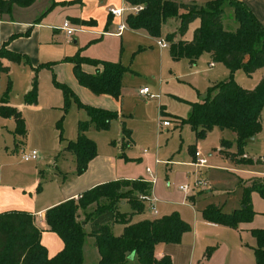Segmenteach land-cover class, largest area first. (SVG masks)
Returning <instances> with one entry per match:
<instances>
[{"label": "rangeland", "instance_id": "1", "mask_svg": "<svg viewBox=\"0 0 264 264\" xmlns=\"http://www.w3.org/2000/svg\"><path fill=\"white\" fill-rule=\"evenodd\" d=\"M169 1L203 3L207 0ZM86 3L82 10L76 6L66 10L56 9L53 11L54 13L49 16L52 26L60 28L64 22L65 14L78 17L84 12V16H90L96 20L100 33H102L104 32L105 17L109 10L119 8L122 0H89ZM223 11L224 28L233 30L235 23L233 10L225 4ZM197 26V22L189 26L185 39L190 40L193 37L194 29ZM74 35V38L64 37L63 40H56V54L54 55L56 58L60 56L63 58L80 50L81 56L99 61L120 63L129 69L121 80V111L125 116H130L125 121L126 126L133 131L134 144L129 151L138 161L134 162L132 171L134 176H140L143 173L146 174L145 169L148 168L151 176L147 174L146 176L151 181L154 178L153 186H155L159 201V204L156 205L158 213L169 215L176 212L189 225L190 232L183 234L181 238V253L189 252L194 243L193 230L195 224L199 225L202 220L201 211L204 206L213 204L225 213H232L242 206L244 197L242 181L258 177L259 172L255 170L257 168H250V170L246 166L247 162L242 166L237 165L234 160L226 159L219 154L216 149L222 137L217 128L208 132L202 139H196L191 127L185 123L180 128H174L171 125L169 128L161 129L158 110L161 106L167 114L182 120L187 119L190 114V104L202 102L209 86L228 78L229 74L226 68L221 63H216L214 68L209 69L208 64L211 59L207 53L200 56L195 66H192L186 59L173 62L167 50L159 53L155 42L152 43L143 34L132 31H126L121 38L114 35H103L100 41L89 45L86 43L93 36L88 32L75 33ZM74 39L77 42L75 44L73 43ZM48 66H52V69L44 67L39 69L38 67L39 70L35 72L29 66L14 65L8 76L0 75V95L6 91L10 80L9 104L21 110L26 131L25 136L16 134L14 120L0 117V196L9 191L8 195L10 196L22 194L23 197L33 200L32 193L28 192L32 186L36 190L38 186L41 187L37 195L47 194L60 188L61 185H69L68 183H72L73 180L80 177L76 174L75 158L63 150L69 142L76 140L77 123L84 121L87 114L84 109L78 108L74 99H71L69 105L64 109L63 93L56 87L54 81L67 86L75 94L77 100L84 105L108 111L115 110L92 105V103L98 102L99 104L100 101H103L105 106L115 108L110 98L93 96L89 90L79 86L69 65L61 66L54 63ZM86 69L90 68L86 67ZM261 72L262 70H259L256 74L248 76L241 69L234 74V80L242 88L254 89L258 84ZM34 78H36V102L25 104L24 95ZM68 83L74 85L79 93ZM140 88H147L154 98L140 97L138 95ZM113 125L115 128H111L107 132L104 131V133L98 132L94 128L85 133V136L96 145V157L91 164L93 177L100 176V155L102 156L108 147H113V142L119 141L120 132L117 121L114 120ZM166 129L167 133L164 132ZM225 137L228 140L233 139V135L229 131L226 132ZM262 141L263 137L260 136L256 143L247 144L245 152L243 151L241 155L233 153L232 156L239 157L243 161L252 159L255 162L254 149L259 148L264 152V142ZM195 146L208 159L209 170L202 171L201 175L208 181L210 190L193 192L197 197L203 198L193 206L187 201V194L181 190V187L185 183H193L199 174V171L190 165L192 162L191 152ZM32 150L37 152L38 160L36 162L22 161V155ZM243 154H247L248 159L243 157ZM208 155L210 156L208 157ZM167 162L173 164L171 170L167 168ZM260 169L258 170L264 172V169ZM257 184L264 185V179L262 182L259 180L247 182L248 187ZM123 191H129V188L123 189ZM9 203L6 197L2 206L8 208ZM249 203L255 214L248 224L255 220V223L257 221L263 226L264 199L257 192L251 191ZM13 205L11 203V206ZM146 208L148 209V204L144 203V209ZM94 209L95 206H92L85 213L81 211L79 219L84 220L85 214L91 213ZM117 212L129 218L131 214L129 204L121 206L119 203ZM132 220L137 221L138 219L133 218ZM108 228L114 236H120L123 232V226L119 223H111ZM196 230L198 238L195 244L205 245V249L209 247L208 249L211 251L219 246V255L221 257L224 255L223 264H248L249 262L255 264L253 257L255 241L251 233L244 232L240 238L236 237L234 242H230L227 237L200 225ZM238 247L244 249L243 253L238 251ZM93 249V240L87 236L83 244V264H97V256ZM227 249L230 251L228 256H226ZM245 253L251 254L249 261H247Z\"/></svg>", "mask_w": 264, "mask_h": 264}, {"label": "trees", "instance_id": "2", "mask_svg": "<svg viewBox=\"0 0 264 264\" xmlns=\"http://www.w3.org/2000/svg\"><path fill=\"white\" fill-rule=\"evenodd\" d=\"M37 0H0V15L10 14L14 6L28 8ZM131 5L144 8L137 15H129L126 25L131 30H143L152 38L162 36V27L170 20L178 21L176 32L167 34L169 54L173 61L186 59L195 64L204 53L210 54L213 63H221L228 70V78L210 86L202 102L190 104L187 119L196 139H202L214 128L229 131L234 137L236 155H241L247 145L246 140L255 138L261 129V114L264 109V27L242 2L237 0H212L204 5L177 3L169 0H126ZM233 9L234 20L238 27L235 32L223 29V6ZM198 20L199 25L190 41L183 37L188 27ZM179 37V39H175ZM0 58L12 63H20L21 57L3 47ZM72 64V72L78 84L95 96H108L115 101L121 100V80L129 71L120 63L99 61L80 56L66 58ZM82 65L95 67L94 73H87ZM243 70L251 76L263 70V76L252 89L240 87L234 74ZM0 72L7 68L0 66ZM36 78L31 89L24 95L25 104H34L37 98ZM64 96V109L74 99L78 108L84 109L87 120L77 123V137L69 142L64 152L75 158L76 174H83L89 163L96 157V145L85 136L92 126L98 132L108 131L112 121L121 118L118 111H108L80 103L75 94L65 85L54 81ZM10 81L6 91L0 96V117L15 122V133L25 136V124L21 112L8 105ZM121 146L131 144V131L122 122ZM225 150L231 142L221 141ZM224 152V151H223ZM225 153V152H224ZM249 162L239 160V162ZM152 184L143 181L107 182L85 191L77 200L60 203L45 212L47 230L57 234L63 242V249L54 257L47 256L40 243L42 231L36 226L34 216L23 211L0 213V264H83V244L87 236L94 238L99 254L97 264H171L169 257L160 260L155 257L158 244H179L183 234L190 231L189 225L173 212L167 216L130 223V218L144 211V202L139 196L147 195ZM129 188L124 192L123 189ZM242 206L232 213H225L213 205L207 206L202 218L212 224L237 229L240 224L249 223L254 211L249 203V193L255 191L264 199V185L244 187ZM126 200L131 214L128 218L117 212V205ZM95 209L79 219V212L85 213L90 207ZM82 222L90 225L86 233ZM111 223L122 224L123 232L114 236L108 228ZM255 240L253 255L255 264H264V229L250 231ZM207 249L204 257H210ZM133 258L130 259V256Z\"/></svg>", "mask_w": 264, "mask_h": 264}, {"label": "crops", "instance_id": "3", "mask_svg": "<svg viewBox=\"0 0 264 264\" xmlns=\"http://www.w3.org/2000/svg\"><path fill=\"white\" fill-rule=\"evenodd\" d=\"M87 1H89V0H37L32 6H30L28 8H19V7L14 6L12 8L10 14L0 15V50L3 47H5L6 50H8L12 53H15L21 57L20 63H12V62L7 61L4 58H0V66L3 68H7V72H0V75L6 74L8 76V74L11 71V67L14 65L29 66L33 71L35 70V72H36L40 68H43V67L47 68V69H52V66L49 67L48 65L58 63L61 66L62 65H69V67H71V70H72V67H73L72 64L69 62H66L65 59L73 57L75 54L79 53L80 50H77V53L75 52L74 54H71L69 56H64L63 58H61L62 56L56 58L54 55L56 54V50H55V45L57 43L56 40H59V39L63 40L64 37L65 38H74L75 33H84V32L87 33L88 32V34L92 35L93 37L91 39H89V41L86 43V45H89L91 43L100 41L102 39L103 35H106V36L107 35H114L116 37L121 38V37H123V35L125 34L126 31H132L135 33L143 34L144 36L149 38L152 43L155 42V45L158 48L159 53H161L163 50H167L169 52V48H164V49L160 48L157 45V41L158 40L165 41V39L163 38V36L165 34L177 31L178 26H179V22L174 21V20H170L166 25H164L162 27V36L158 39L150 37L143 30H131V29H129L126 25V18H127V16L130 15L128 12H124V14L121 18L114 17L110 14V12H108V14L105 17V24L103 26L104 32H102V33H100V29L97 26L96 20H94L90 16H84V12L78 17L69 16V15L65 14L63 24L65 22H68L69 27L76 30L70 36H67L66 33L62 30L63 24L61 25L60 28H55L52 26V23L49 19V16H51L54 13L53 11H55L56 9L66 10V9H69L71 7H76V6H79L82 10V9H84L85 5L87 4L86 3ZM209 1H212V0H207L206 2H203V3L197 2V1H191L189 3H195L197 5H204L205 3L209 2ZM237 1H240L244 5H246V7L251 11V13L256 17V19L264 27V0H237ZM177 3H179V2H177ZM184 4H186V3H184ZM226 5H228V4H226ZM130 6H134V5L129 4L126 0H122L121 6L117 9L130 7ZM230 8L232 9V7H230ZM195 22H197L199 25L198 20L194 21L193 23H195ZM115 23H116V25H115ZM122 23L125 24V28L122 32H120L118 34V27ZM114 25H115V27H114ZM222 27L227 32H235L238 25L235 22L233 30H226L224 28V18H223ZM170 29H171V31H170ZM95 36H97V37H95ZM175 39L177 40V39H179V37H176ZM183 40L184 41H190V40L185 39V36L183 37ZM73 43L74 44L77 43L75 39L73 40ZM150 48H152V46H150ZM79 54H82V52ZM207 55L211 59L210 54H207ZM82 57L89 58L86 56H82ZM89 59H92V58H89ZM198 60L196 61L195 64H191V65L195 66L197 64ZM173 62H178V61H173ZM214 64H216V63H213L212 59H211V62L208 64L209 69L214 68ZM85 66L89 67L90 69L87 70ZM38 67H39V69H38ZM82 69L85 72L92 74L95 72L96 68L93 66H89V65L88 66L82 65ZM227 72H228V70H227ZM257 72H255L254 74H256ZM72 74H73V72H72ZM262 76H263V70L260 74L258 83L261 80ZM30 83L31 84H29V86L27 87V92H29L31 89L32 82H30ZM68 84L77 93H79V90L77 88H74V85H72L70 83H68ZM10 85H11V81H10ZM140 89H142V88H140ZM248 90H252V89H248ZM93 96H95V95H93ZM139 96L146 98V99L147 98L151 99V98H149L150 92H149L148 96H141V95H139ZM96 97L110 98V97L105 96V95L96 96ZM110 99L113 101L115 108L105 106L102 103L103 101H100L99 104H98V102L92 103V105L97 106V107H105L106 109H109V110L115 109L114 111H118L121 115V118L115 120V121H117V124L119 127V132H120L119 138H118L119 141L117 143L113 142L112 143L113 147H108L105 150V152L103 153V155L102 156L100 155V176L93 177V175H91V164L93 163V160H94L93 159L89 163L86 172L84 174L80 175V177H77V179L73 180L74 184H72L73 182L72 183L70 182V183H68L69 185H67V186L61 185L60 188L52 191V193H47V194L41 193V194L37 195L40 192L41 187L38 186V188L36 190V188H33L34 186H32L29 188L28 192L32 193L33 200H31L30 198L27 199V198L23 197L22 194L21 195L20 194L19 195H11L12 196L11 197L10 195H8L9 191H6L5 194L2 193V195L0 196V213L7 212V211H23V212H28L34 216L36 226L42 231L41 236H40V243L46 249L47 256L49 258L54 257L56 254H58L63 249V242L57 234L47 230V226L45 224V212H46V210H48L49 208H52V207H54L60 203L68 201V200H72V199L77 200L85 191L92 189L97 185L104 184L107 182L143 181L146 183H150V179H149V177L146 176V174L151 176V174H150L151 172L150 173L146 172V174L145 173L141 174L143 176H141V175L140 176H134L133 171H132V166H133L134 162H136L138 160L135 157H133V155H131L130 151H129L134 144V140L132 137L133 131L126 126L125 119L130 117V116H125L121 111L122 95H121V100L119 102L115 101L112 98H110ZM8 105L11 106L9 104V100H8ZM11 107H13V106H11ZM17 110H19L21 112L20 109H17ZM158 113H159V121L160 120L169 121L170 124L173 125L174 128H180L183 125L180 122L179 118H176L172 115L167 114L161 106L159 107ZM158 113H157V116H158ZM86 118L87 117H85V120H87ZM122 122H124L125 127L131 131V144L129 147H126L124 149L121 146ZM171 125L168 127L160 126V128L161 129L162 128H164V129L169 128V127H171ZM92 128L93 127L91 126L88 130L90 131ZM111 128H115V126L113 125V121H112L109 129H111ZM105 132H107V131H105ZM164 132L167 133L168 130L166 129ZM226 132H228V131H220L221 137H222L221 141L222 140L230 141L232 145H230V147H228L224 150L221 147V145H220L221 142H220V144L216 150L219 152L220 155H222L226 159L234 160L236 162L235 164L242 166L243 162H241V161L239 162L240 158L239 157L237 158L236 156H232V154L233 153L235 154V152H236L235 145L233 144L235 141V137L231 133L233 135V139L228 140L225 137ZM102 133H104V132H102ZM260 136L263 137L262 142H264V109H263L262 114H261V129H260V132L257 134V136L254 138L253 143H256L258 141V139L260 138ZM253 143H250V144H253ZM245 149H246V147H244V149H243L244 152H245ZM196 150H199V149L195 146L191 152L192 160H193V154ZM254 152H255V158H254L255 162L252 161V159H251V161H249V163H247L246 166L249 169L250 168H257L255 170L259 172L257 174L258 177H256V178L254 177L253 179H250L248 181H242L243 188L248 187L247 182H249V181L259 180L262 182V179H264V172L258 170L259 168L264 169V152H262V150H260L259 148H257V149L255 148ZM243 155H244L243 157L248 159L247 154H243ZM209 156L210 155H208V157ZM231 157H233V158H231ZM37 160H38V158H37ZM36 161H32V162H36ZM167 166H168L167 168L169 170H171L173 164H168ZM146 169H148V168H146ZM146 169H145V171H146ZM207 170H209V167L206 169H203L202 171H207ZM202 171H201V173H202ZM252 171H254V170H252ZM150 194L152 195V197H154L156 199V205L159 204V201H158L157 195H156V189H155V186H153V185L151 187ZM39 196H41V197H39ZM6 197H7V201L10 202L8 208L2 206ZM186 199H187V201H189L194 206V204L196 202L201 201L203 198L201 199V198L197 197L196 194L191 193V194L186 195ZM11 203L14 205L11 206ZM127 204L128 203L126 200H122L120 202L121 206H125ZM209 205H213V204L205 205L204 208L202 209V211ZM189 206L193 208V206H191L190 204H189ZM213 206H215V205H213ZM216 207H218V206H216ZM156 209H157V207H156ZM80 212H79V218H80ZM167 215L168 214H159L158 210H157V215H153L152 212L146 208V209H144V211L141 214H137V215L132 216L130 218V223H136V222L146 220V219L160 218V217L167 216ZM133 218H137L138 220L133 221L132 220ZM199 225L202 227H205L208 230H214L215 232L219 233L221 236L227 237L230 242L231 241L234 242L236 240V237L240 238V236L244 232L250 233V231L253 229L264 228V225L262 226V223L258 224L257 221L255 223V220L251 224H248V223L240 224L237 229L225 227L222 225L208 223L203 218H202L201 222L199 223ZM199 225L195 224V227L193 230V241H194V243H193L192 248L189 250V252L186 251L185 253H181V248H182L181 241L179 244H158L155 247L156 259L160 260L163 257L167 256L170 258L171 264H223L224 255L222 257H221V255H219L220 254L219 253V248H220L219 246H218V248L216 247V249L211 251L210 257L206 259L204 257V255H205V253L209 247L207 249H205V245L200 246V245L195 244L197 241V238H198V232L196 229H197V226H199ZM84 230L86 233H89L90 232V225L85 224ZM189 232H187V233H189ZM89 238H91L93 240V247H94L93 250L97 256V263H98L99 254H98L97 249L95 247L94 238L91 236H89ZM238 251L243 253L244 249H242L241 247H238ZM229 253H230V251L227 249L226 256H228ZM245 254H246L247 261H249V258H251V254L250 255H249V253H245ZM83 257H84V253H83ZM253 257H254V255H253ZM83 262H84V260H83ZM248 264H250V262Z\"/></svg>", "mask_w": 264, "mask_h": 264}, {"label": "built area", "instance_id": "4", "mask_svg": "<svg viewBox=\"0 0 264 264\" xmlns=\"http://www.w3.org/2000/svg\"><path fill=\"white\" fill-rule=\"evenodd\" d=\"M143 8L144 7L142 5H134V6H130V7L121 8V9H110L109 12L112 16L121 18L123 16L124 12H128L130 15H137L140 11L143 10ZM124 28H125L124 23L119 25L118 34L120 32H122L124 30ZM62 30L66 33L67 36H70L72 33H74L76 31L75 29L69 27L68 22H65L63 24ZM157 45L162 49L168 48V44L163 40H158ZM138 94L141 96H148L149 90L147 88L139 89ZM149 98H154V97L152 95H150ZM170 125L171 124L169 121H166V120H160L159 121V126L168 127ZM37 158H38V154L35 150H32L26 154H23L21 157L22 161H24V162L36 161ZM167 164H170V163L167 162ZM190 165L193 166L194 168H196L199 171V174L197 175V177L195 178L193 183H185L181 187V190L185 194H191L195 191H201V190H210V185H209L208 181L205 178H203V176L201 175V171L203 169L208 168L207 158L205 156H203L199 150H196L193 154V160L190 163ZM146 172L150 173V170L146 169ZM153 180H154V178H153ZM153 180L152 181L150 180V183L152 185L154 182ZM139 199L141 201H143L144 203L148 204V209L152 212L153 215H157L156 199L154 197H152L150 192L147 195L139 196Z\"/></svg>", "mask_w": 264, "mask_h": 264}, {"label": "water", "instance_id": "5", "mask_svg": "<svg viewBox=\"0 0 264 264\" xmlns=\"http://www.w3.org/2000/svg\"><path fill=\"white\" fill-rule=\"evenodd\" d=\"M253 142H254V138H251V139L246 140V144H250V143H253ZM82 226L83 227L85 226V223L84 222H82ZM132 258H133V255L130 256V259H132Z\"/></svg>", "mask_w": 264, "mask_h": 264}]
</instances>
